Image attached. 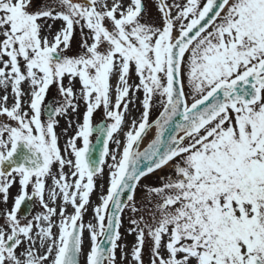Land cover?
I'll return each instance as SVG.
<instances>
[{"label": "snow or ice", "instance_id": "1", "mask_svg": "<svg viewBox=\"0 0 264 264\" xmlns=\"http://www.w3.org/2000/svg\"><path fill=\"white\" fill-rule=\"evenodd\" d=\"M0 203V264H264V0H0Z\"/></svg>", "mask_w": 264, "mask_h": 264}, {"label": "rangeland", "instance_id": "2", "mask_svg": "<svg viewBox=\"0 0 264 264\" xmlns=\"http://www.w3.org/2000/svg\"><path fill=\"white\" fill-rule=\"evenodd\" d=\"M145 3L147 4L149 10L154 11V0H145ZM157 114H158L157 111L154 109V110H153V117H155ZM132 117H136V118H138V117H139V110L136 109V108H133L132 106H130V116H128L127 118H128L129 121H130V119H131ZM97 122H99V119L97 120ZM66 126H67V125H66L65 122L62 120V121H61V126H60V128L57 129L58 133L61 131V129H62L63 127H66ZM73 133H74V129H73V130H70V131L68 132V136H71ZM118 138L122 140V139H123V136L120 135ZM65 139H66V137H64V136L62 135V136H61V139H60V143H61V146H62V147H63V145H64V143H65ZM147 141H150V139H146L145 142H144V144H145ZM78 143H79V142H78ZM110 147H114V145H111V144H110ZM107 172H108V169H107V167H105V174H104V175L100 178V180L98 181V188H97V191H96V193H95V194L93 195V197H92V201H93V203H97V202H98V195H99V192H100L99 185H100V184H104V185L106 186V184H107V179H108ZM153 179H155V178H153ZM49 183H50V181H49ZM146 183H147V182H146ZM17 193H18V187L14 186V187L11 189V195L14 197L15 194H17ZM9 206H10V202H9V204H8V207H9ZM3 208H4V205L2 204L1 209H3ZM41 211H43V210H42V208L40 207L39 202H38V201H35V205H34L33 211L31 212V215L34 216V215H36L37 213H39V212H41ZM69 211H71V209H69ZM91 221H92V210H91V208H89L88 212L85 214V222L87 223V222H91ZM132 242H133V237H131V236H126L124 243L128 244L129 246H131ZM88 248H89V239H88V234L85 233L84 251L87 252V251H88Z\"/></svg>", "mask_w": 264, "mask_h": 264}, {"label": "water", "instance_id": "3", "mask_svg": "<svg viewBox=\"0 0 264 264\" xmlns=\"http://www.w3.org/2000/svg\"><path fill=\"white\" fill-rule=\"evenodd\" d=\"M93 146L95 148V152L93 154L94 155V158L95 159H98V157H99V149L101 148V145L96 144L95 141H94ZM29 207L32 209V207H33V201L26 202L25 206L23 207V210L26 211Z\"/></svg>", "mask_w": 264, "mask_h": 264}, {"label": "flooded vegetation", "instance_id": "4", "mask_svg": "<svg viewBox=\"0 0 264 264\" xmlns=\"http://www.w3.org/2000/svg\"><path fill=\"white\" fill-rule=\"evenodd\" d=\"M15 195H16V194H15ZM9 202H10V206H9V207H11V203H12V201L10 200ZM1 207H2V203H0V209H1Z\"/></svg>", "mask_w": 264, "mask_h": 264}, {"label": "bare ground", "instance_id": "5", "mask_svg": "<svg viewBox=\"0 0 264 264\" xmlns=\"http://www.w3.org/2000/svg\"><path fill=\"white\" fill-rule=\"evenodd\" d=\"M147 143H148V141L145 144H142V146L144 147Z\"/></svg>", "mask_w": 264, "mask_h": 264}]
</instances>
